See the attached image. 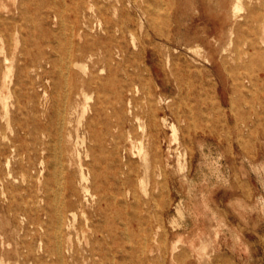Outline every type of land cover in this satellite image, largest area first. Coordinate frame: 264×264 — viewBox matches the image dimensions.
I'll list each match as a JSON object with an SVG mask.
<instances>
[{"label": "rangeland", "instance_id": "374dc122", "mask_svg": "<svg viewBox=\"0 0 264 264\" xmlns=\"http://www.w3.org/2000/svg\"><path fill=\"white\" fill-rule=\"evenodd\" d=\"M257 7L258 0H0V139L14 136V121L47 122L71 82L108 77L109 62L89 51L110 48L111 36L126 48L113 52L120 73L124 65L149 69L145 77L164 100L160 116L174 123L173 112L189 114L176 136L169 128L162 135L164 159L172 143L171 164L163 163L168 180L156 189L152 172L148 195L138 188L144 204L130 209L129 259L116 253L112 264H264V25L244 26ZM238 46L248 52L243 86L222 66L236 65ZM70 55L79 65L67 69ZM89 103L84 122L102 106L95 94ZM103 122L101 115L98 129ZM89 145L77 146L84 162ZM1 192L0 184V264H53L43 230L9 212ZM92 213L91 205L86 215L79 210V224ZM86 235L73 233L76 248L90 247L94 237Z\"/></svg>", "mask_w": 264, "mask_h": 264}, {"label": "bare ground", "instance_id": "6f19581e", "mask_svg": "<svg viewBox=\"0 0 264 264\" xmlns=\"http://www.w3.org/2000/svg\"><path fill=\"white\" fill-rule=\"evenodd\" d=\"M258 3L260 7L247 17L245 27L254 23L264 25V0H258ZM145 12L150 13V9ZM243 35L249 37L247 33ZM160 36L166 37L168 42L173 38L164 32H160ZM110 41V48L100 45L89 51L90 57L109 62L108 77L98 78L91 74L81 82H71L62 103L53 102L54 110L48 115L47 122L37 116L34 127L30 128L26 121H14V136L3 134L0 139L1 195L9 200V212L27 221L29 226L43 230L44 249L53 264H112L116 253L129 259L127 245L133 223L130 209L144 204L138 188L148 195L152 172L156 173V189L167 182L163 163L166 166L171 164L172 143L169 155L164 159L161 138L167 128L176 136L181 130L179 124L183 116L189 115L173 112L174 123L169 122L166 116L162 118L160 112L164 109L161 105L164 100L159 95L158 86L145 77L149 69L124 65L120 73V63L114 65L112 62L115 61L114 55H124L126 48L112 36ZM235 53L236 65L229 69L223 60L222 66L235 83L243 86L242 59L248 52L238 46ZM64 63L67 69L79 65L73 55ZM39 68L43 69L41 65ZM176 80L178 83L181 81L179 78ZM169 82L167 78L163 80V84ZM45 91L44 96L53 101V95ZM94 94L102 106H95L94 115L84 122ZM81 105L82 112L79 111ZM101 115L105 125L102 130L97 126ZM29 137L32 144L27 141ZM124 137L128 145H122ZM88 141L87 162H84L77 146ZM178 144L176 149L184 146L185 141ZM151 146H155L152 155ZM46 151L49 152L47 157L43 156ZM125 151L129 154L126 158L123 155ZM76 153L78 159L74 157ZM39 154L42 157L39 158L41 169L36 164ZM135 157L139 161L133 160ZM13 159L16 160V171L11 169ZM77 167L78 179L75 177ZM11 178L19 185L13 186ZM88 205L93 208L92 214H97L98 223L92 221L93 215H89L83 224H79L78 211L86 215ZM78 230L83 231L85 239L86 233L91 232L89 238H94L87 240L90 247H75L73 233Z\"/></svg>", "mask_w": 264, "mask_h": 264}]
</instances>
